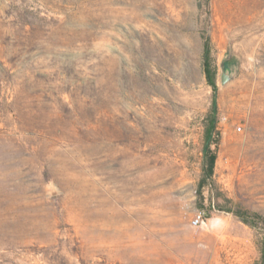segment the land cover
<instances>
[{"label":"rangeland","instance_id":"rangeland-1","mask_svg":"<svg viewBox=\"0 0 264 264\" xmlns=\"http://www.w3.org/2000/svg\"><path fill=\"white\" fill-rule=\"evenodd\" d=\"M220 207L264 216V0H0V264L261 263Z\"/></svg>","mask_w":264,"mask_h":264},{"label":"trees","instance_id":"trees-1","mask_svg":"<svg viewBox=\"0 0 264 264\" xmlns=\"http://www.w3.org/2000/svg\"><path fill=\"white\" fill-rule=\"evenodd\" d=\"M204 58H203V71L206 76L208 84L213 88L216 92L218 90L217 85V66H216V59L212 54L211 49V40L207 38L204 42ZM218 107L217 102L214 99L213 105L210 108L209 112L206 114L204 124V143H203V153L204 158L202 162V182L201 187L207 183L210 187L215 186L214 181V172H215V165L217 159V148L220 144V134L218 132ZM220 211L233 213L236 217H238L242 222L245 224L255 227L256 225H261L264 229V216L260 215L259 213L254 214V219L252 220L248 218V212L238 208L236 210H224L221 207L217 208ZM259 264H264L263 261Z\"/></svg>","mask_w":264,"mask_h":264},{"label":"water","instance_id":"water-1","mask_svg":"<svg viewBox=\"0 0 264 264\" xmlns=\"http://www.w3.org/2000/svg\"><path fill=\"white\" fill-rule=\"evenodd\" d=\"M230 59H231V52L229 56L222 61V65L220 67V79L222 85H225L226 83L230 82L237 75V71L235 69H230L225 67L226 63L229 62Z\"/></svg>","mask_w":264,"mask_h":264},{"label":"built area","instance_id":"built-area-1","mask_svg":"<svg viewBox=\"0 0 264 264\" xmlns=\"http://www.w3.org/2000/svg\"><path fill=\"white\" fill-rule=\"evenodd\" d=\"M204 221V212H199L195 218H194V221H193V224L195 226L199 225L200 223H202Z\"/></svg>","mask_w":264,"mask_h":264}]
</instances>
